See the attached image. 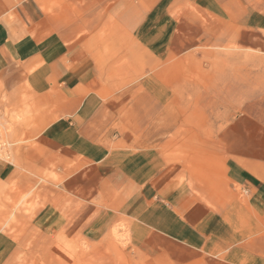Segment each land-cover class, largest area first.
<instances>
[{"label":"rangeland","instance_id":"rangeland-1","mask_svg":"<svg viewBox=\"0 0 264 264\" xmlns=\"http://www.w3.org/2000/svg\"><path fill=\"white\" fill-rule=\"evenodd\" d=\"M164 4L156 9L167 19L158 22L167 30L165 41L145 45L105 21L92 29L82 27L84 37L70 41L83 40L97 51L96 60L104 66V97L131 98L112 125L120 135L110 145L157 147L169 163L191 169L192 184L214 186L221 194L229 122L249 116L264 128V51L235 39L240 26L264 27V0ZM92 33L97 36L90 38ZM10 74L8 83L0 78V163L5 166L0 236L15 245L6 264H231L165 239L123 214L93 213L66 197L60 178L42 165L37 149L41 131L58 117L63 100L57 92H35L21 73ZM64 219L86 228L64 237L52 227ZM234 249L239 251L237 264H264V230L239 240ZM95 253L105 258L93 261Z\"/></svg>","mask_w":264,"mask_h":264},{"label":"crops","instance_id":"crops-1","mask_svg":"<svg viewBox=\"0 0 264 264\" xmlns=\"http://www.w3.org/2000/svg\"><path fill=\"white\" fill-rule=\"evenodd\" d=\"M161 5L164 0H0V78L8 83L11 72L21 73L35 92H57L62 98L58 117L41 131L37 149L66 197L93 213L123 214L165 239L237 264L238 241L264 230V128L249 116L230 121L224 131L228 157L222 193L194 185L191 169L169 163L157 147L110 145L120 135L112 125L131 98L104 97L97 51L83 40L70 41L84 37L82 27L103 21L145 45L165 41L167 30L158 22L167 19L156 9ZM238 30L240 45L264 51V27ZM4 173L0 163V177ZM52 227L70 237V231H84L86 225L64 219ZM14 247L0 236V264L7 263ZM91 257L105 258L102 253Z\"/></svg>","mask_w":264,"mask_h":264},{"label":"built area","instance_id":"built-area-1","mask_svg":"<svg viewBox=\"0 0 264 264\" xmlns=\"http://www.w3.org/2000/svg\"><path fill=\"white\" fill-rule=\"evenodd\" d=\"M4 149V142L1 139V133H0V156L3 154Z\"/></svg>","mask_w":264,"mask_h":264},{"label":"bare ground","instance_id":"bare-ground-1","mask_svg":"<svg viewBox=\"0 0 264 264\" xmlns=\"http://www.w3.org/2000/svg\"><path fill=\"white\" fill-rule=\"evenodd\" d=\"M2 156V155H1Z\"/></svg>","mask_w":264,"mask_h":264}]
</instances>
